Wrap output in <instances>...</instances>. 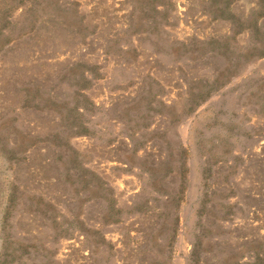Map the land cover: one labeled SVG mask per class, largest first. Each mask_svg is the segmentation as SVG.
<instances>
[{"label":"rangeland","instance_id":"374dc122","mask_svg":"<svg viewBox=\"0 0 264 264\" xmlns=\"http://www.w3.org/2000/svg\"><path fill=\"white\" fill-rule=\"evenodd\" d=\"M0 264H264V0H0Z\"/></svg>","mask_w":264,"mask_h":264}]
</instances>
